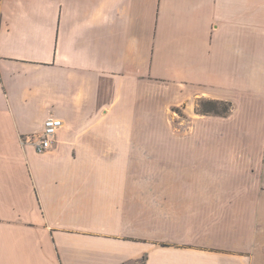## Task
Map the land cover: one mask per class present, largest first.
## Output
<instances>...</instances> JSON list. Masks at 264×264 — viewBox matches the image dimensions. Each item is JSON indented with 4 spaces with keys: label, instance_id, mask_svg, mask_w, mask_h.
I'll return each instance as SVG.
<instances>
[{
    "label": "crops",
    "instance_id": "0c3cea01",
    "mask_svg": "<svg viewBox=\"0 0 264 264\" xmlns=\"http://www.w3.org/2000/svg\"><path fill=\"white\" fill-rule=\"evenodd\" d=\"M0 264H264V0H0Z\"/></svg>",
    "mask_w": 264,
    "mask_h": 264
},
{
    "label": "rangeland",
    "instance_id": "374dc122",
    "mask_svg": "<svg viewBox=\"0 0 264 264\" xmlns=\"http://www.w3.org/2000/svg\"><path fill=\"white\" fill-rule=\"evenodd\" d=\"M157 109H156V121H157V129L156 135L157 137H164L165 136V117L168 118L172 116L174 119L173 127L174 130L180 132L182 120L186 119V113L182 110L179 106H174L172 109L167 108L163 99V92L157 93ZM230 105L222 104L219 105V109L224 112L226 109L229 108ZM196 110L200 111L201 113L204 111H211V107L207 104V101H199L196 103ZM175 136V135H174Z\"/></svg>",
    "mask_w": 264,
    "mask_h": 264
},
{
    "label": "built area",
    "instance_id": "2783aa9c",
    "mask_svg": "<svg viewBox=\"0 0 264 264\" xmlns=\"http://www.w3.org/2000/svg\"><path fill=\"white\" fill-rule=\"evenodd\" d=\"M62 126L63 122L61 119L55 117L46 119L42 133L37 139H30L37 153L43 154L52 149L55 137ZM27 142L29 141L26 140L25 143Z\"/></svg>",
    "mask_w": 264,
    "mask_h": 264
},
{
    "label": "trees",
    "instance_id": "16d2710c",
    "mask_svg": "<svg viewBox=\"0 0 264 264\" xmlns=\"http://www.w3.org/2000/svg\"><path fill=\"white\" fill-rule=\"evenodd\" d=\"M207 104H209V106L211 107V111H204L206 113H214V114H226L230 111V106L228 109H226V111L222 112L219 109V105H221L220 103H212V102H208Z\"/></svg>",
    "mask_w": 264,
    "mask_h": 264
}]
</instances>
